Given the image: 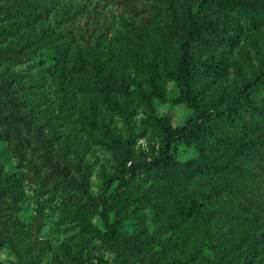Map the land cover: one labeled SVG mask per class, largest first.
<instances>
[{
  "label": "rangeland",
  "instance_id": "rangeland-1",
  "mask_svg": "<svg viewBox=\"0 0 264 264\" xmlns=\"http://www.w3.org/2000/svg\"><path fill=\"white\" fill-rule=\"evenodd\" d=\"M245 1L0 0V264H264V0ZM189 8L194 104L177 80ZM202 112L203 139L110 213L121 237L93 239L123 164L161 151L154 116Z\"/></svg>",
  "mask_w": 264,
  "mask_h": 264
},
{
  "label": "trees",
  "instance_id": "trees-1",
  "mask_svg": "<svg viewBox=\"0 0 264 264\" xmlns=\"http://www.w3.org/2000/svg\"><path fill=\"white\" fill-rule=\"evenodd\" d=\"M224 5H235L236 7L245 6L248 10H253L254 6L249 1H236V0H217ZM188 32L184 41L179 45V63L177 68V80L181 84V99L194 104L196 101L195 95V83L194 75L197 69V56L193 54L192 50L197 44L203 41V34L201 27L195 20L191 8L188 9ZM3 84H0L2 87ZM154 94L160 99H164L163 93L159 89H154ZM146 103L148 107L153 110V105L150 102L151 95H145ZM5 115V114H4ZM6 119L10 122H14V118L10 115H5ZM209 117V113L202 112L196 116L195 122L192 125H184L182 127H173L167 123L164 118L154 116V121L161 128L164 135V143L158 157L153 162H136L129 167L126 163L120 169V182L121 185L116 188L113 194V200L111 203L106 198L101 200V217L104 222V230H98L94 233L93 239H97L103 243H113L121 237V222L116 219L113 222L110 221V213L117 210L124 195L130 188V185L134 181L137 172L142 169H152L155 171H165L177 164L174 150L175 146L180 142L188 140H202L205 133L206 118ZM127 177V179H126ZM78 264H108L104 259H99L97 262L90 261L83 257L81 252L78 256Z\"/></svg>",
  "mask_w": 264,
  "mask_h": 264
}]
</instances>
